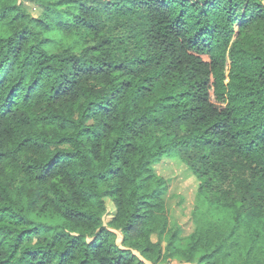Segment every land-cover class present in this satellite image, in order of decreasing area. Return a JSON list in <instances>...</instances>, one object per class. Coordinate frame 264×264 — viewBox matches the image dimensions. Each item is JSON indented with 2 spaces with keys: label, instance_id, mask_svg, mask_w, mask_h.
<instances>
[{
  "label": "trees",
  "instance_id": "1",
  "mask_svg": "<svg viewBox=\"0 0 264 264\" xmlns=\"http://www.w3.org/2000/svg\"><path fill=\"white\" fill-rule=\"evenodd\" d=\"M172 261L264 264V0H0V264Z\"/></svg>",
  "mask_w": 264,
  "mask_h": 264
},
{
  "label": "rangeland",
  "instance_id": "2",
  "mask_svg": "<svg viewBox=\"0 0 264 264\" xmlns=\"http://www.w3.org/2000/svg\"><path fill=\"white\" fill-rule=\"evenodd\" d=\"M32 12L36 13L34 10ZM155 169L157 174L170 180V190L165 198L170 209L171 226L179 225L184 235L190 234L194 229L191 213L196 199L198 180L179 158L165 159ZM107 204L109 207L107 221H110L115 207L108 199ZM120 241L121 238L118 239L119 243ZM170 264L183 263L172 261Z\"/></svg>",
  "mask_w": 264,
  "mask_h": 264
}]
</instances>
